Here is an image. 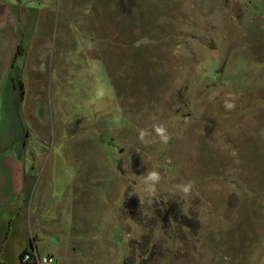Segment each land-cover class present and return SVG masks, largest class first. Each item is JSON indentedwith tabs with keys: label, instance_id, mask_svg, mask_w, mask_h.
<instances>
[{
	"label": "rangeland",
	"instance_id": "1",
	"mask_svg": "<svg viewBox=\"0 0 264 264\" xmlns=\"http://www.w3.org/2000/svg\"><path fill=\"white\" fill-rule=\"evenodd\" d=\"M2 17L0 150L19 159L0 171L49 203L40 256L264 264V0H18Z\"/></svg>",
	"mask_w": 264,
	"mask_h": 264
},
{
	"label": "crops",
	"instance_id": "2",
	"mask_svg": "<svg viewBox=\"0 0 264 264\" xmlns=\"http://www.w3.org/2000/svg\"><path fill=\"white\" fill-rule=\"evenodd\" d=\"M17 1L0 0V31L4 28L3 12L6 15L9 14L10 8L12 9L17 4ZM3 6L7 7L4 11ZM0 45L2 46V39H0ZM0 84H2L0 85V95H4V84ZM11 142L14 144L13 138H11ZM14 156H16L18 164L19 156L13 152V148H11V151L6 148L4 149V147L0 150V159L2 161L4 159H14ZM15 169H10V171L2 169L0 171V182H2L0 183V264H24L21 258L29 251L36 252L42 258L38 247L40 232H47L48 230L50 234L55 233L54 228H51V221L47 222L45 217H43L44 211L49 205V203L46 205V197L41 202L42 209L40 213H37V199L33 197L35 193V180L34 178L31 179L32 183L29 186L31 191L27 190V188L23 190L22 186L24 182L21 183L20 169ZM3 171L10 173L8 176L11 177H5L4 173H2ZM14 175L16 179L15 184ZM24 185L26 186L25 183ZM46 188L48 190L45 193L48 194L51 186L47 185ZM8 251L14 252L13 261L6 259ZM75 252L76 249L72 251V247L68 246V250L59 253V256L61 255L59 258L55 254H46L43 257L52 258L54 260L52 264H64L65 262L79 264V257L76 259L70 258L72 253Z\"/></svg>",
	"mask_w": 264,
	"mask_h": 264
},
{
	"label": "clouds",
	"instance_id": "3",
	"mask_svg": "<svg viewBox=\"0 0 264 264\" xmlns=\"http://www.w3.org/2000/svg\"><path fill=\"white\" fill-rule=\"evenodd\" d=\"M225 106L229 109L234 107L232 104H228L226 102ZM153 131L155 134L160 138V140L163 143H167L168 140L170 139L169 134L166 130V128L163 125H153ZM150 133L147 129H143L140 131V138L141 140H144L145 137L149 136ZM162 177L161 174L158 170L153 169L151 171H148L146 173V176L144 178V184L147 186V190L149 191H154L155 186L160 183ZM182 194L185 196H188L192 192L193 184L191 182H185L181 183L175 186Z\"/></svg>",
	"mask_w": 264,
	"mask_h": 264
},
{
	"label": "built area",
	"instance_id": "4",
	"mask_svg": "<svg viewBox=\"0 0 264 264\" xmlns=\"http://www.w3.org/2000/svg\"><path fill=\"white\" fill-rule=\"evenodd\" d=\"M24 264H52L54 260L50 257H39L36 252L29 251L25 253L21 258Z\"/></svg>",
	"mask_w": 264,
	"mask_h": 264
},
{
	"label": "trees",
	"instance_id": "5",
	"mask_svg": "<svg viewBox=\"0 0 264 264\" xmlns=\"http://www.w3.org/2000/svg\"><path fill=\"white\" fill-rule=\"evenodd\" d=\"M178 223L181 224V225L190 226L191 228H194V229H196L195 226H198L196 223H195V225H194L193 223H191L190 219H189V218H186V217H184V216H179V217H178ZM196 230H198V228H197ZM148 251H149V250H147V249H146V246H145V247L143 248V251H142L143 253L140 254L141 261H142V255H143L144 253H147L146 255H148ZM149 258H150V257H149ZM149 258H148V259H149ZM131 260H132L131 257H127V258L125 259V261H124V264H128L127 262H130Z\"/></svg>",
	"mask_w": 264,
	"mask_h": 264
}]
</instances>
